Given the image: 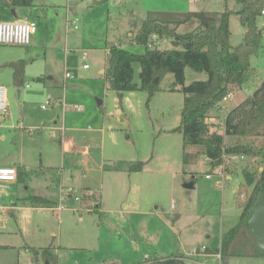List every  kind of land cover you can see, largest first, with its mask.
<instances>
[{
	"label": "rangeland",
	"instance_id": "374dc122",
	"mask_svg": "<svg viewBox=\"0 0 264 264\" xmlns=\"http://www.w3.org/2000/svg\"><path fill=\"white\" fill-rule=\"evenodd\" d=\"M92 2L95 0L37 1L44 4L35 16L38 27H49L47 33L42 30L46 57L44 49H30L34 59L31 72L24 74V82L29 84L25 101L16 97L12 85L6 86L11 116L0 115V165H23L27 173L23 180L17 181L16 176L15 181L0 187V246H6L0 247V264H32L31 248L48 246L56 255V264H155L143 262L181 252L188 259L185 264H197L186 254L201 246L218 247L237 223L252 187L241 170L261 171L259 157L251 154L226 163L225 177L203 155L185 162L182 134L173 130L180 123L184 95L171 90L172 73L161 78L150 99L146 91L134 90L123 92L120 101L98 69L104 66L106 47L118 36L130 37L133 32L128 33L139 27L148 12L222 11L224 0ZM66 16L78 17L79 29L69 35L63 49L57 44L66 35ZM4 17H11L10 10L0 6V18ZM257 25L263 30V44V15L258 16ZM229 29L230 42L240 44L245 28L234 13ZM49 40L51 44H46ZM157 46L171 44L167 39ZM23 48L0 45V61L23 56ZM125 48L133 53L145 50L140 44H125ZM75 49L86 51L84 62L89 69L82 68ZM49 63L55 64L53 79L45 74L44 81H38L40 74L35 70L42 71ZM250 63L255 74L244 85L248 91L238 89L223 107L210 111L207 122L213 124L211 131L223 134L226 113L264 79L263 45ZM65 69L72 73L71 78L63 77ZM133 69V80L139 84V64L134 63ZM206 77L204 72L185 69L186 84ZM58 95L64 96V107ZM250 140L259 145L264 137ZM224 141L228 145L233 139L225 136ZM139 161L144 162L142 169L131 170ZM207 173L211 178L205 177ZM186 183L193 185L186 187ZM68 186L90 188L83 201H90L86 207L90 210L80 206L79 213L73 209L79 204L60 198L62 188ZM38 193L54 202L50 206L61 202L65 209L34 208L22 199ZM193 259L203 264H264L262 255L221 261L203 254Z\"/></svg>",
	"mask_w": 264,
	"mask_h": 264
},
{
	"label": "trees",
	"instance_id": "16d2710c",
	"mask_svg": "<svg viewBox=\"0 0 264 264\" xmlns=\"http://www.w3.org/2000/svg\"><path fill=\"white\" fill-rule=\"evenodd\" d=\"M37 1L0 0V6L14 11L20 7L31 9L38 6L44 9L43 5L36 4ZM97 1L103 0H95L93 3ZM228 1L224 0L222 11L148 12L146 19L124 40L126 43L144 45L145 50L133 53L121 43H112L108 47L103 74L108 88L114 90L121 101L123 92L134 90L146 91L150 99L159 89L161 78L172 73L171 90H179L184 95L180 123L173 130L182 134L185 162L203 155L214 169L222 163L223 154H252L259 157L263 167L261 171L241 170L246 183L252 187L243 201L237 223L225 233L219 247L210 249L212 253L220 254L221 261L232 256H260L251 246L247 220L254 202L264 190V141L257 145L250 140L253 137H264V81L226 113L223 134L211 131L213 124L207 122L210 111L216 109L217 102L230 89L243 87L253 79L255 69L250 63V57L257 54L263 45V30L257 25V18L264 8V0H233V8L228 6ZM237 5L240 6L239 10H236ZM233 13L245 28L243 41L237 45L230 42L229 18ZM153 34L159 38L167 37L171 47L152 46ZM134 63L140 66L139 84L133 80ZM26 65L25 59H18L5 62L0 67L10 68L13 83L21 86ZM187 67L204 72L206 79L192 80L186 84ZM225 136L233 139L228 145L225 144ZM191 147L196 149L195 152L189 150ZM143 164V161H139L131 165L130 169L141 170ZM16 171L17 178L21 179L25 170L16 167ZM27 200L42 207L53 203L39 195H30ZM31 252L32 264H56V255L50 246L34 247ZM184 261V255L175 253L146 259L143 263L183 264Z\"/></svg>",
	"mask_w": 264,
	"mask_h": 264
},
{
	"label": "crops",
	"instance_id": "0c3cea01",
	"mask_svg": "<svg viewBox=\"0 0 264 264\" xmlns=\"http://www.w3.org/2000/svg\"><path fill=\"white\" fill-rule=\"evenodd\" d=\"M94 1V0H93ZM118 1H123V0H118ZM124 1H130V0H124ZM101 2V1H100ZM229 2H232V5H230V6H235V2L233 1V0H229ZM37 4V3H36ZM41 5H43L44 6V4H41ZM92 5H93V2H92ZM229 6V7H230ZM232 7V8H233ZM40 11H42V9H39V7L37 6V7H34V8H31V9H28V8H17L16 9V11H15V14H16V16L14 17L13 15H12V13H11V10H10V18H0V20H11V19H32V20H34L35 22H36V31H35V33L33 34V36H32V40H31V42H30V44H28V45H26V46H23L24 48V52H23V56L21 55V56H19L17 59H12V57H10L11 59L9 60V61H15V60H18V59H25L26 61H27V65H26V67H25V74L27 73V74H29L30 72H31V69H32V65H33V59H34V57H31V55L30 54H32V52L30 51V49L32 48V47H34L35 49H44V59H45V57H46V52H47V50L45 49V45L42 43L43 42V39H42V36H43V31L44 32H49V27L47 26V27H44V28H42V29H40V27H38V24H37V21H36V18H35V16L40 12ZM75 19H77V24H78V21H79V18L78 17H72V18H70V17H67L66 16V20H65V23H64V30H65V32H66V35L65 36H62L61 37V40L58 42V44H57V46H59V47H61V48H66L65 46H66V42H68L69 41V35H73L74 34V31L75 30H78L79 29V24H78V27L77 28H74L73 27V25L71 24V21L72 20H75ZM43 30V31H42ZM132 32H134V31H130L129 33H128V35H131L132 34ZM127 35V36H128ZM122 36H125V35H122ZM114 43H121V45L123 46V47H125V44H129L128 42L126 43L125 41H124V39H122V37L121 36H118L117 37V39H116V41L114 42ZM46 44H51V42H50V40L48 41V42H46ZM130 44H135V43H130ZM63 46V47H62ZM11 47V46H10ZM106 53H107V51H108V48L106 47ZM106 57H107V55H106ZM106 57H105V61H106ZM52 58H54V54H53V56H52ZM105 61H104V66H102V67H100L99 69H98V71L100 72V74H101V76L103 77V79L106 81V79L104 78V71H105ZM5 62H8V60L7 61H0V66L2 65V64H4ZM55 63V62H54ZM30 65V66H29ZM55 65V64H54ZM53 63H52V65H51V63H49L48 64V66L47 65H43V70L41 71L39 68H37L36 70H35V72H38L40 75H39V77L38 78H40L38 81H44V76H45V74H49V77H48V79H53ZM8 67H0V84H3V85H5V86H9V85H12L13 87H14V91H15V93H16V97L17 98H22V100H24V98H26L27 97V90L25 89L26 87H28L29 86V84L28 83H25L24 82V78L25 77H23V85H21V86H16L14 83H13V77H12V70H10L9 72L6 70ZM90 67H88V68H86V69H89ZM66 70H68V69H65L64 70V73H65V71ZM63 77L65 78V75L63 74ZM4 80V81H3ZM6 91H7V88H6ZM7 95V94H6ZM58 98H59V100H60V102H61V104H62V107H64V96H61V95H58ZM7 100H8V104H9V113H8V115H7V117L9 116H11V109H10V102H9V98H8V95H7ZM243 100V99H242ZM242 100H240V101H242ZM25 101V100H24ZM240 101H237L233 106H235V105H237ZM41 106V105H40ZM79 105H74V107L77 109V107H78ZM80 108H81V106H79ZM78 110H80V109H78ZM69 144H70V141L68 140V142L67 141H65V145H66V148H68L69 147ZM207 159V158H206ZM0 166H5V167H14V166H11V165H0ZM16 167H21V168H23L24 170H25V173L22 175V178L21 179H18L17 181H19V180H23L24 179V175L27 173V169L23 166V165H16L14 168H16ZM226 178L227 179H229L230 178V175L229 174H227L226 175ZM26 182V181H25ZM27 187H28V185H27ZM79 190H82V192L81 193H83V194H78L79 192ZM69 191H72V192H70L69 193ZM85 191H91L90 190V188L88 187V186H82V187H78V188H74V187H70V186H68L67 188H62V190H61V192H60V198H62L64 201H65V203H77V204H79V206H78V208H73L74 209V211H77L78 209H81V207L82 208H86L89 204H90V201H88V203H86V204H84L83 203V201H84V199H88L87 197H86V192ZM30 195H39V196H42V197H45V196H43V195H41V194H29V195H26L25 197H23L22 199L23 200H25V201H27L32 207H36V208H40V207H42V206H36V205H33L30 201H28L27 200V197L28 196H30ZM85 196V197H84ZM45 198H47V197H45ZM47 199H49V198H47ZM50 200V199H49ZM54 203V202H53ZM56 205L55 206H46V207H44V208H50V209H52L53 211H57V210H54L55 209V207L56 206H58L59 204H62L61 202H57V203H55ZM94 204L96 205V207H98V205H97V201L95 200L94 201ZM81 206V207H80ZM43 208V207H42ZM65 208H63V209H61V211L62 210H64ZM97 209V208H96ZM83 210V209H82ZM82 210H78L77 212H79V213H81V211ZM86 210L88 211V210H90V208H86ZM58 211H60V210H58ZM80 215V214H79ZM220 244H221V242H220ZM220 246V245H219ZM218 246V247H219ZM210 249H212L211 247H208L207 246V252H209V253H212L211 251H210ZM182 253V252H181ZM186 260H188V259H186ZM185 260V261H186ZM185 261H184V263H185Z\"/></svg>",
	"mask_w": 264,
	"mask_h": 264
},
{
	"label": "built area",
	"instance_id": "2783aa9c",
	"mask_svg": "<svg viewBox=\"0 0 264 264\" xmlns=\"http://www.w3.org/2000/svg\"><path fill=\"white\" fill-rule=\"evenodd\" d=\"M260 15L264 16V8L261 10ZM71 24L73 25L74 28L78 27L77 24V19L72 20ZM36 31V22L32 19H11V20H0V45H16V46H26L30 44L32 40V36ZM151 45L152 46H157L159 41L166 42L167 37H162L159 38L156 34H153L151 36ZM264 46V43H263ZM77 55H79L80 59L82 60V68L86 69L89 67L87 63L84 62L86 59V51L83 49H75L73 50ZM65 78H71L73 75L69 70H66L65 73ZM261 81H264L262 79ZM238 89H242L245 92L248 91V87H233L230 89L220 101L217 102L216 104V109L223 107L224 102H227L233 98L234 95L238 93ZM7 91H6V86L3 84H0V115L3 117H7L9 113V104L7 100ZM251 94V93H250ZM249 95V94H248ZM51 98L48 97L47 102H50ZM46 104H41V108H45ZM77 109H81L79 106ZM223 161L222 163L217 167V173L220 174L221 176L225 177L224 175V165L231 164L232 162H238L241 159L245 158V155L242 154H223L222 155ZM17 176V171L16 168L14 167H5V166H0V187L4 186L3 183H9L13 182L16 180ZM205 177L211 178V174L207 173ZM244 193H242L243 196ZM64 208L63 204H59L58 206L55 207L54 210H61ZM213 255L218 258H220L219 253H209L207 252V247L206 246H201L200 248H192L189 253L186 255L188 256L189 260H192L196 262L197 264H203L201 262H198L196 258L200 255Z\"/></svg>",
	"mask_w": 264,
	"mask_h": 264
},
{
	"label": "water",
	"instance_id": "95a60500",
	"mask_svg": "<svg viewBox=\"0 0 264 264\" xmlns=\"http://www.w3.org/2000/svg\"><path fill=\"white\" fill-rule=\"evenodd\" d=\"M240 6H236L239 10ZM12 15L15 17L14 9H11ZM38 80L40 78H37ZM157 82V79L154 80ZM193 183H186V187H191ZM247 229L252 238L251 246L255 252L264 256V190L259 194L251 209L250 216L247 220ZM185 264V263H183Z\"/></svg>",
	"mask_w": 264,
	"mask_h": 264
}]
</instances>
